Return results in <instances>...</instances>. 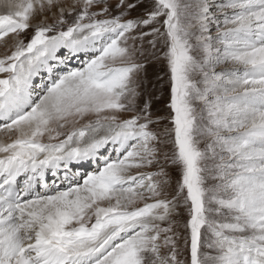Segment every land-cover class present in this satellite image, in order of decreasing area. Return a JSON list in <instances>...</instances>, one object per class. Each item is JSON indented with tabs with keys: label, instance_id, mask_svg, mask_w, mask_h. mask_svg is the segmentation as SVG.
Segmentation results:
<instances>
[{
	"label": "snow or ice",
	"instance_id": "obj_1",
	"mask_svg": "<svg viewBox=\"0 0 264 264\" xmlns=\"http://www.w3.org/2000/svg\"><path fill=\"white\" fill-rule=\"evenodd\" d=\"M0 7V264H264V0Z\"/></svg>",
	"mask_w": 264,
	"mask_h": 264
},
{
	"label": "rangeland",
	"instance_id": "obj_2",
	"mask_svg": "<svg viewBox=\"0 0 264 264\" xmlns=\"http://www.w3.org/2000/svg\"><path fill=\"white\" fill-rule=\"evenodd\" d=\"M5 9L0 7V14H4ZM3 52V48H0V53ZM77 64L79 62H76ZM157 74L163 76V71L161 66L158 64L149 65V77L151 79V84L148 86L149 90L155 93L158 99H153V110L161 116H166L168 114V109L166 107V101L168 99V83L167 77L165 76L163 80L157 79Z\"/></svg>",
	"mask_w": 264,
	"mask_h": 264
}]
</instances>
